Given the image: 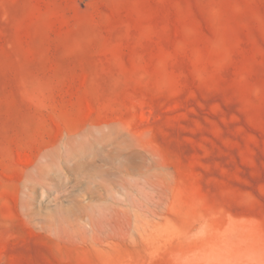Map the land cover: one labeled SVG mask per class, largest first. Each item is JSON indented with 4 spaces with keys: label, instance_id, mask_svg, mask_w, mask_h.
Here are the masks:
<instances>
[{
    "label": "rangeland",
    "instance_id": "rangeland-1",
    "mask_svg": "<svg viewBox=\"0 0 264 264\" xmlns=\"http://www.w3.org/2000/svg\"><path fill=\"white\" fill-rule=\"evenodd\" d=\"M0 264H264V0H0Z\"/></svg>",
    "mask_w": 264,
    "mask_h": 264
}]
</instances>
